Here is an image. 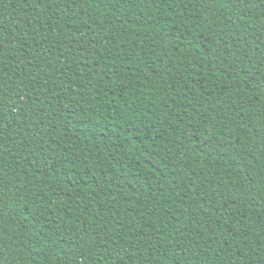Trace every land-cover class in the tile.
Segmentation results:
<instances>
[{
  "label": "trees",
  "instance_id": "obj_1",
  "mask_svg": "<svg viewBox=\"0 0 264 264\" xmlns=\"http://www.w3.org/2000/svg\"><path fill=\"white\" fill-rule=\"evenodd\" d=\"M0 264H264V0H0Z\"/></svg>",
  "mask_w": 264,
  "mask_h": 264
}]
</instances>
